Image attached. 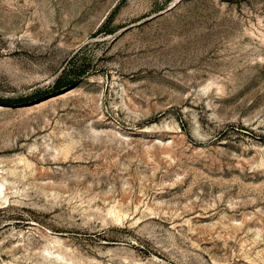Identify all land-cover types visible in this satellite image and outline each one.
<instances>
[{
	"label": "rangeland",
	"instance_id": "rangeland-1",
	"mask_svg": "<svg viewBox=\"0 0 264 264\" xmlns=\"http://www.w3.org/2000/svg\"><path fill=\"white\" fill-rule=\"evenodd\" d=\"M0 264H264V0H0Z\"/></svg>",
	"mask_w": 264,
	"mask_h": 264
}]
</instances>
